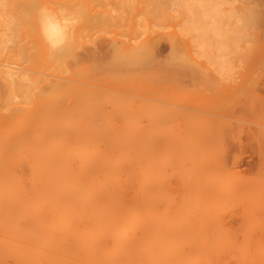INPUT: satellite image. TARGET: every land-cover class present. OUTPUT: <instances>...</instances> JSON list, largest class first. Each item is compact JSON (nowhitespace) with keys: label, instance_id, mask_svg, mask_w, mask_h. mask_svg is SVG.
<instances>
[{"label":"bare ground","instance_id":"1","mask_svg":"<svg viewBox=\"0 0 264 264\" xmlns=\"http://www.w3.org/2000/svg\"><path fill=\"white\" fill-rule=\"evenodd\" d=\"M261 2L246 7L262 11ZM174 19L179 32L159 31L170 48L161 60L153 31ZM240 20L241 5L228 0H0V197L29 196L55 220L50 239L26 246H58L60 257L71 249L77 264H117L128 251L142 256L161 246L169 254L184 253L185 264H264L262 249L224 259L238 246L160 236L157 105L93 84L101 76L117 84L145 83L155 93L160 71L188 65L178 38L188 46L181 36L195 30L201 53L223 71L218 81L204 73L201 90L211 100L222 99L225 115L211 120L209 131L222 133L224 157L231 148L239 151L235 164L255 141L260 171L264 134L245 130L238 118L264 111V44L242 48ZM96 25L110 34L94 38ZM241 57L245 69L260 67L247 80L239 69L231 76L227 71ZM243 95L255 96L258 105L244 103ZM37 225L43 236L48 227ZM102 246H113L112 253L93 263ZM23 256L18 253L19 262Z\"/></svg>","mask_w":264,"mask_h":264},{"label":"rangeland","instance_id":"2","mask_svg":"<svg viewBox=\"0 0 264 264\" xmlns=\"http://www.w3.org/2000/svg\"><path fill=\"white\" fill-rule=\"evenodd\" d=\"M228 1L241 5L239 38L242 48L258 41L264 44V0L260 6L262 11L246 7L247 2L258 0ZM161 23L160 30L153 31V35L159 37L158 57L164 60L170 52L169 41L159 31L175 28L179 32L180 22L174 19ZM92 31L97 39L110 34L102 25L93 26ZM181 37L188 40L187 46L182 38H178L181 52L189 58V63L172 71H160L155 93L147 91L145 83L139 87L117 84L101 76L92 78L93 84L99 90L129 91L126 94L157 105L154 174L160 236L163 234L166 240L183 242L210 240L221 245L235 244L238 246L232 254L235 256L224 253L222 258L240 260L250 249L264 252V169L258 170V145L253 141L252 148H247L238 164L234 163L239 153L236 148H231L225 157L222 155V133L209 131L211 120L225 117L220 111L222 99H209L201 88L204 73L218 81L223 71L215 59L208 60L201 53L200 45L195 41V30ZM243 60L241 57L237 65L230 62L227 67L230 76L238 69L243 72L244 80L258 73V65L251 64L245 69ZM261 92L264 93V89ZM242 98L248 105L259 103L253 95ZM241 116L238 119L244 122L245 130L264 134V111L245 112ZM247 138L243 133V139ZM183 181L188 182L187 186ZM40 203L29 196L0 197V264H77L72 260L71 249L60 257L58 246H26L38 245L55 232L50 209L40 208ZM172 219L174 226L170 225ZM40 221L48 227L43 236L36 230ZM166 247L161 246L158 252L142 256L128 251L117 264H185L184 253L169 254L164 251ZM112 249L113 246L100 247L96 254L98 259L92 262L99 263L102 257L112 253ZM22 251L24 261L19 262L18 253Z\"/></svg>","mask_w":264,"mask_h":264}]
</instances>
